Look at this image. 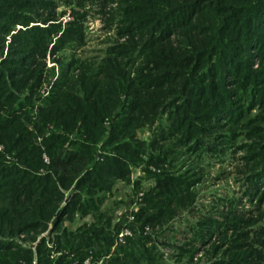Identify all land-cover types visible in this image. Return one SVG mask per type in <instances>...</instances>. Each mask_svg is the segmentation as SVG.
<instances>
[{
	"label": "trees",
	"instance_id": "trees-1",
	"mask_svg": "<svg viewBox=\"0 0 264 264\" xmlns=\"http://www.w3.org/2000/svg\"><path fill=\"white\" fill-rule=\"evenodd\" d=\"M170 3L169 9H164L152 22L139 18L131 25L127 20L124 30L142 32L150 28H147L149 37L142 39L139 45L142 62L153 67L150 76H145L147 80L145 77L129 80V74L120 70L117 79L108 73L115 72L113 66L103 60L96 73L80 76L77 82L57 84L44 109L34 118L32 100L41 85L39 68L45 58L41 46L47 31L28 29L11 39L18 40L22 48L0 60V89L2 83L7 89L0 95V106L9 112L6 118L0 116V143L17 164L5 165L0 156L1 234L12 232L15 226V231L44 228L50 220L53 231H57L63 218H72L76 212L82 216L95 215L97 222L101 221L102 194H110L115 182L127 180L130 168L141 162V149L135 145L139 143L133 140V132L155 122L159 111L165 107V99L172 96L173 84L178 88L174 96L177 100L171 98L169 102H181L182 106L173 113L171 126L161 130L164 137L159 136L158 140L182 131L185 138L190 139L187 143L195 141V145L199 120L206 124L208 120L215 122L224 117L231 123L241 119L235 96L228 98L225 94L227 81L242 82L240 85L245 87V92L255 85L257 90L264 88V72L258 71L256 75L245 70L251 67V63L248 64L250 50L257 51L259 59L264 60V0H171ZM42 5L44 2L35 0H0V54L4 46L2 35H8L16 25H28L33 20L25 11ZM175 34L182 38L176 49L170 42ZM191 44L195 48L189 53ZM133 49L131 55L137 47ZM243 55L245 58H241ZM6 66L10 68H4ZM21 67L31 69V76L25 77L29 72ZM12 76L21 78L10 82ZM218 79L221 84L216 83ZM259 91L255 97L264 99V89ZM121 94L131 97V102L123 105L107 134L103 122L116 109ZM23 120L31 124L33 131L24 126ZM49 125L58 131L42 139L50 159L45 167L41 149L33 140ZM178 142L185 143L182 138ZM155 144L156 148L157 140ZM158 149L165 157L151 158L149 163L162 168L168 165L167 157L162 146ZM41 169H44L42 174ZM168 171L165 168L156 176L155 188L145 196V207L136 215V220L144 225H152L161 217L160 201L168 202L182 193L180 184ZM109 223L107 218L103 227L83 226L75 233L63 229L57 234L56 248L76 255L84 249L100 250L102 246L109 250L113 243ZM130 243L121 257H112L108 264H152L154 254L144 247L141 239ZM11 245L0 239V250L8 251ZM42 250L38 249L41 252L38 264H49ZM65 257L56 264H66Z\"/></svg>",
	"mask_w": 264,
	"mask_h": 264
},
{
	"label": "rangeland",
	"instance_id": "rangeland-1",
	"mask_svg": "<svg viewBox=\"0 0 264 264\" xmlns=\"http://www.w3.org/2000/svg\"><path fill=\"white\" fill-rule=\"evenodd\" d=\"M35 1H42L44 5L25 11L33 20L28 25H16L8 35H2L4 46L0 54V60H4L11 51L15 50L11 52L15 54L16 50L22 48L18 40H11L20 31L35 28L47 31L41 46L45 58L41 62L38 60L42 64V68H39L42 71L41 85L33 96L32 118L44 109L47 98L57 84L77 82L80 76L96 73L103 60L113 66L115 72L108 73L117 79L118 70L129 74V80L133 81L150 76L153 67L143 63L139 54L140 42L149 37L150 28L146 27L149 25L145 24L142 29L146 27V30L142 32L135 30L126 33L124 30L127 20L131 25L139 18L152 22L164 9H169L171 0ZM177 36L180 35L175 34L170 38L175 49L182 39ZM134 47H137V51L131 55ZM193 47L191 44L189 53ZM248 53L251 54L248 62L251 67L247 66L245 70L256 72V75H259L258 71L260 74L264 72V60L259 59L257 51L250 50ZM245 55L241 58H245ZM21 69L29 72L25 77L31 76V69ZM12 77L10 82H18L21 78ZM235 81L234 84L227 81L224 89L228 98L235 96L241 119L237 118L236 122L231 123L224 117L215 122L208 120L206 124L199 120L196 123L200 130L196 145L195 141L187 143L190 139H186L182 131L173 132L168 139L158 140L161 139L159 136L164 137L161 130L171 126L173 113L182 106L181 102H169L178 91L173 84L172 96L165 99V107L159 111L161 113L155 122L133 132V140L139 143L135 145L141 149V162L130 168L127 180L115 182L110 194H102L104 201L100 211L103 219L97 222L95 215L82 216L76 212L72 218L64 217L57 231H53L52 220L48 221L46 227L35 230L15 231V226L12 232L0 233L1 241L12 244L8 251L0 250V264H38L41 256L38 249L42 248V256L49 264H56L64 256L66 264H108L112 257H121L123 250L128 249L130 242L136 239H141L144 247L154 254L152 264H264V99L255 97L256 92L264 88L257 90L255 85L245 92V87L240 85L242 82ZM32 82L33 79L30 84ZM216 83L221 84V81L218 79ZM6 90V85L2 83L0 95ZM241 91L244 93L241 94ZM118 101L109 119L103 122L107 134L123 105L131 102V97L121 94ZM0 116H9V112L1 109V106ZM22 122L33 131L31 124L24 120ZM57 131L49 125L41 136L33 140L34 145L41 149V160L45 167L50 159L42 139ZM181 138L185 146L178 142ZM155 140L158 141L156 148ZM160 146L168 163L162 168L149 163L151 158L165 157L158 149ZM0 156L5 165L17 164V160L7 153L1 143ZM165 168L169 170L167 174L180 184L182 193L168 202L158 201L161 217L152 225H144L136 220V215L145 207V196L155 188L156 176L161 175ZM43 170L39 173L42 174ZM66 199L65 203L68 202ZM107 218L113 239L109 250L102 246L100 250L95 248L91 252L84 249L76 255L56 248L57 234H61L63 229L75 233L83 226L97 225L100 228ZM125 228L133 236L127 238L124 244H119L117 234Z\"/></svg>",
	"mask_w": 264,
	"mask_h": 264
},
{
	"label": "built area",
	"instance_id": "built-area-1",
	"mask_svg": "<svg viewBox=\"0 0 264 264\" xmlns=\"http://www.w3.org/2000/svg\"><path fill=\"white\" fill-rule=\"evenodd\" d=\"M133 234L129 229H123L120 233L117 234V241L119 244H124L125 240L128 238H132Z\"/></svg>",
	"mask_w": 264,
	"mask_h": 264
},
{
	"label": "water",
	"instance_id": "water-1",
	"mask_svg": "<svg viewBox=\"0 0 264 264\" xmlns=\"http://www.w3.org/2000/svg\"><path fill=\"white\" fill-rule=\"evenodd\" d=\"M66 201H68V199H66Z\"/></svg>",
	"mask_w": 264,
	"mask_h": 264
}]
</instances>
